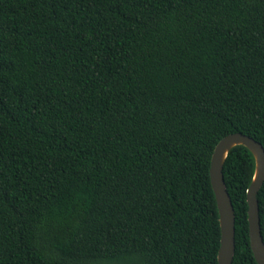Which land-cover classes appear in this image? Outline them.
<instances>
[{"label":"trees","instance_id":"obj_1","mask_svg":"<svg viewBox=\"0 0 264 264\" xmlns=\"http://www.w3.org/2000/svg\"><path fill=\"white\" fill-rule=\"evenodd\" d=\"M234 132L264 147V0H0V264H217ZM254 165L223 164L232 264Z\"/></svg>","mask_w":264,"mask_h":264},{"label":"water","instance_id":"obj_2","mask_svg":"<svg viewBox=\"0 0 264 264\" xmlns=\"http://www.w3.org/2000/svg\"><path fill=\"white\" fill-rule=\"evenodd\" d=\"M245 146L254 157V173L246 190L249 246L257 264H264V241L260 228L257 193L264 182V147L252 137L234 132L215 145L210 161V182L215 195L220 225L217 264H232L235 252V212L223 176V164L231 148Z\"/></svg>","mask_w":264,"mask_h":264}]
</instances>
